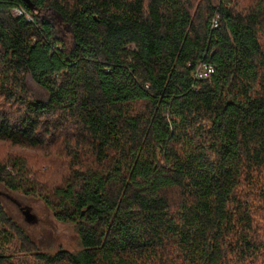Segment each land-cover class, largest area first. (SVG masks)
I'll return each mask as SVG.
<instances>
[{
    "label": "trees",
    "instance_id": "16d2710c",
    "mask_svg": "<svg viewBox=\"0 0 264 264\" xmlns=\"http://www.w3.org/2000/svg\"><path fill=\"white\" fill-rule=\"evenodd\" d=\"M0 142V264H264V0H0Z\"/></svg>",
    "mask_w": 264,
    "mask_h": 264
},
{
    "label": "rangeland",
    "instance_id": "374dc122",
    "mask_svg": "<svg viewBox=\"0 0 264 264\" xmlns=\"http://www.w3.org/2000/svg\"><path fill=\"white\" fill-rule=\"evenodd\" d=\"M218 2L219 0H214L215 5ZM28 82L37 91L43 92L42 88L30 76L28 77ZM6 145H8L7 142H0V146L3 148H6ZM10 148L12 150L18 149L25 154H33L34 157L32 156V159L34 161L41 158L44 154V151L40 149L16 146H11ZM11 149L9 151H12ZM0 201L8 216L26 233L41 251L55 253L60 249L70 251H78L81 249L80 236L76 225L72 222L58 220L53 210L40 197L25 195L22 192H14L0 184ZM26 207H30L31 212L35 214L36 220L34 222H28L26 220L22 209ZM0 236L4 238L8 234L1 229ZM3 238L2 241L4 240Z\"/></svg>",
    "mask_w": 264,
    "mask_h": 264
},
{
    "label": "water",
    "instance_id": "95a60500",
    "mask_svg": "<svg viewBox=\"0 0 264 264\" xmlns=\"http://www.w3.org/2000/svg\"><path fill=\"white\" fill-rule=\"evenodd\" d=\"M28 222H34L36 220L35 214L31 212L30 207L22 208Z\"/></svg>",
    "mask_w": 264,
    "mask_h": 264
},
{
    "label": "built area",
    "instance_id": "2783aa9c",
    "mask_svg": "<svg viewBox=\"0 0 264 264\" xmlns=\"http://www.w3.org/2000/svg\"><path fill=\"white\" fill-rule=\"evenodd\" d=\"M220 4V0L218 2L217 5ZM15 12L18 14V15H22L24 14V11L22 9H15ZM219 22H220V19H219V14L216 13V15L214 16L213 18V27H217L219 25Z\"/></svg>",
    "mask_w": 264,
    "mask_h": 264
}]
</instances>
